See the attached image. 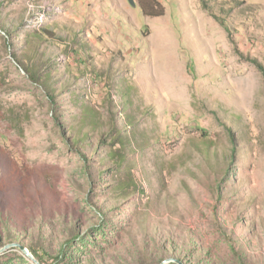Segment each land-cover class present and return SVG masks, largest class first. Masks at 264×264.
<instances>
[{"label": "rangeland", "instance_id": "1", "mask_svg": "<svg viewBox=\"0 0 264 264\" xmlns=\"http://www.w3.org/2000/svg\"><path fill=\"white\" fill-rule=\"evenodd\" d=\"M132 2L0 0V248L264 264V0Z\"/></svg>", "mask_w": 264, "mask_h": 264}, {"label": "trees", "instance_id": "2", "mask_svg": "<svg viewBox=\"0 0 264 264\" xmlns=\"http://www.w3.org/2000/svg\"><path fill=\"white\" fill-rule=\"evenodd\" d=\"M205 2V1H204ZM50 29V28H49ZM57 29H59V28H56L55 29V27L54 28H52V29H50V30H52V31H50V30H46V31H44V33L46 34V35H48V34H51V36H52V34H59L60 35V38H61V40L62 41H66V38L65 37H61V32H58V31H56ZM60 29H62V28H60ZM71 31V30H70ZM73 32V31H72ZM72 34V33H71ZM70 34V35H71ZM49 36V35H48ZM53 36H55V35H53ZM49 38V37H48ZM51 40V39H50ZM27 41H30L29 40V38L27 39ZM71 41H83L82 40V38H81V36L78 34V33H75V34H72V37H71ZM26 63L27 64H30L29 63V61H27V59L25 58V59H23V61H20V66L21 67H24V69H25V71L28 73V74H35V75H37L39 72H40V69H37L38 67L35 65V63H34V65L32 64V65H26ZM30 66V67H29ZM32 72V73H31ZM48 76H50V75H47L46 77H41L40 76V78H42L41 79V81L42 80H44V82H46L45 80H46V78H48ZM33 78H34V76H33ZM35 79V78H34ZM43 82V81H42ZM87 114L88 115H91L92 114V112L90 111V110H88L87 111ZM92 118H94L93 116H92ZM94 121V120H93ZM126 134V133H125ZM126 135H128V134H126ZM74 140H77V139H74ZM115 154L116 155H113V156H117L118 155V153L117 152H115ZM113 159H115V157H112ZM121 158H124L123 156H121L120 155V159ZM118 163L120 162H124L123 160H119V159H115ZM10 175H11V172H10ZM13 179V178H12ZM7 186V185H6ZM0 187H5V184L4 183H2L1 181H0ZM36 256H38L39 258H41L39 255H36Z\"/></svg>", "mask_w": 264, "mask_h": 264}, {"label": "water", "instance_id": "3", "mask_svg": "<svg viewBox=\"0 0 264 264\" xmlns=\"http://www.w3.org/2000/svg\"><path fill=\"white\" fill-rule=\"evenodd\" d=\"M130 2L132 3V5H135L132 0H130ZM14 247H18L22 253L28 257L31 261H33L35 264H41L33 255H31L29 253V251L27 250L26 246L24 245H19V244H15V243H12V244H6L5 246L1 247L0 248V255L3 254L5 251L11 249V248H14ZM179 264H183L182 262L180 261H177Z\"/></svg>", "mask_w": 264, "mask_h": 264}]
</instances>
